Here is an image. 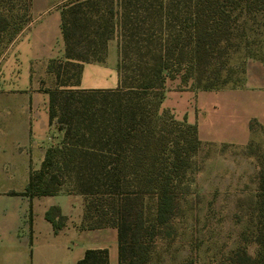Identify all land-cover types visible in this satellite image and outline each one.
Instances as JSON below:
<instances>
[{"label": "trees", "instance_id": "1", "mask_svg": "<svg viewBox=\"0 0 264 264\" xmlns=\"http://www.w3.org/2000/svg\"><path fill=\"white\" fill-rule=\"evenodd\" d=\"M14 1L0 0V53L28 20V0L21 14L12 12ZM263 10L264 0L65 3L63 59L48 61L54 85L40 88L48 95L49 124L62 135L45 150L39 168H30L20 194L82 195L81 226L115 227L118 264H143L148 252L143 237H153L174 214L177 192L200 144L195 124L160 108L165 80L179 75L182 82L191 79L190 88H222V68L215 61L233 44L238 17ZM114 31L118 86L70 87L83 63L104 59ZM148 200L153 202L149 226ZM255 208L258 252L241 256L237 264H264V168L257 175ZM44 215L54 230L61 227L64 216L57 207ZM75 264H108V252L86 249Z\"/></svg>", "mask_w": 264, "mask_h": 264}, {"label": "crops", "instance_id": "2", "mask_svg": "<svg viewBox=\"0 0 264 264\" xmlns=\"http://www.w3.org/2000/svg\"><path fill=\"white\" fill-rule=\"evenodd\" d=\"M68 1L28 0V20L0 53V264H75L86 249H106L108 264H118L116 228L81 226L82 195L20 194L30 168H39L45 150L62 135L49 124L48 95L40 88L54 85L48 61L63 59L61 8ZM117 60V42L110 40L104 59L83 63L70 87H117ZM252 75L235 88L169 87L160 108L195 124L200 142L246 144L252 119L264 129V82ZM51 206L64 216L57 230L44 215Z\"/></svg>", "mask_w": 264, "mask_h": 264}, {"label": "rangeland", "instance_id": "3", "mask_svg": "<svg viewBox=\"0 0 264 264\" xmlns=\"http://www.w3.org/2000/svg\"><path fill=\"white\" fill-rule=\"evenodd\" d=\"M14 2L12 12L21 14L25 0ZM110 40L117 42V31ZM231 40L215 61L222 68V88L243 86L250 71L255 81L264 82V10L238 17ZM191 82H182L179 75L166 78L164 93ZM251 131L243 145L200 142L177 192L174 214L154 229L153 237H143L148 248L143 264H237L241 256H256L255 201L257 175L264 168V129L253 120ZM148 201L147 226L153 213Z\"/></svg>", "mask_w": 264, "mask_h": 264}]
</instances>
